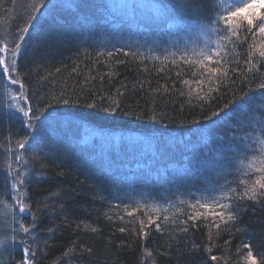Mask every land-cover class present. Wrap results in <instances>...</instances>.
<instances>
[{"label": "trees", "instance_id": "trees-1", "mask_svg": "<svg viewBox=\"0 0 264 264\" xmlns=\"http://www.w3.org/2000/svg\"><path fill=\"white\" fill-rule=\"evenodd\" d=\"M135 1L167 6L186 24L203 25L210 14L209 6L197 13L195 4L188 13L178 0ZM41 3L45 6L34 10ZM114 3L0 0V45L3 32L20 18L37 23L26 37L19 74L27 88V103L46 109L53 119L47 146L33 150L28 145L26 151L32 165L26 183L30 210L21 218L30 225L36 217L39 238L34 264H249V250L257 264H264V197L239 199L264 175L257 168L245 172L243 184L231 193L237 210L234 220L224 223L206 216L190 220V211L180 212L178 222L170 225L163 212L135 201H112L107 190L101 191L107 189L103 188L107 182L98 183V177L88 173L84 158L78 159L66 143L82 126H91L123 137L174 138L178 147L191 145L199 130L216 127L218 123H211L213 112L231 105L228 116L235 120L246 95L264 94V57L259 55L264 35L241 34L242 43L216 37L209 48L213 61H219L213 65L205 60L209 49L204 48L158 55L162 52L154 54L147 43L149 53H145L122 44L119 40L125 37L114 43L113 35L103 29ZM236 3L224 0L225 7ZM108 52L113 55L107 56ZM211 67L220 69L218 91ZM254 131L262 136L261 129ZM0 142L4 146V140ZM181 154L180 149L170 157ZM149 218L154 223L149 224ZM9 252L2 251L4 264L8 259L13 264L20 256L7 257Z\"/></svg>", "mask_w": 264, "mask_h": 264}, {"label": "rangeland", "instance_id": "rangeland-1", "mask_svg": "<svg viewBox=\"0 0 264 264\" xmlns=\"http://www.w3.org/2000/svg\"><path fill=\"white\" fill-rule=\"evenodd\" d=\"M114 5L110 6L111 18L106 20L103 29L108 35H113L114 43L125 37L119 40L122 44L145 53H149L148 46L154 54L162 52L158 55L172 51L188 54L196 49L208 50L218 37L207 33L201 24H186L185 19H178L169 11L167 19L158 16L155 8L159 5L155 2L115 0ZM23 19L3 32V44L11 46L20 29L29 25L33 26L28 34L35 30L37 23ZM109 29L113 32L109 33ZM103 42L107 45L105 40ZM16 79L18 83L12 85L8 77H0V139L4 140L5 146L0 142V217L4 218L0 219V264L7 261L2 257L4 249L10 250L7 257L20 254L12 263L21 264L22 249L26 245L20 242L27 239V245L35 252L39 238L35 227L30 234L34 240L18 231L19 223L29 227H33V223L26 224L21 218L22 213L17 210V201L28 204L26 183L32 176V165L26 151L18 148V141L27 132L17 111L21 106L20 85H24V95L27 88L19 72ZM49 114L43 121L47 129L53 125ZM232 121L237 123L230 121L227 128L218 123L208 130H199L196 141L191 145L181 143L178 147L172 141L171 147L159 150L154 141H148L142 135L123 137L116 133H103L91 126H82L66 143L68 148H73L78 159L84 158L88 173L92 177L97 176L98 183L107 182L103 186L107 189L101 191L107 190L112 201H135L151 210L163 212L166 222L173 225L178 222L180 212L192 211L194 214L199 211L204 213L201 216L211 218L205 210L199 206L193 209L191 204L198 200L211 203L213 197L229 203L224 197L232 196L230 190L237 189L245 172L264 167V160L261 161L264 159V145L259 143L264 136L260 137L258 131H254L264 127V94L246 95L242 110L237 111ZM233 127L236 132L229 130ZM180 149L182 154L179 157H170L172 152ZM16 156L21 159L16 160ZM20 177L26 181L22 185L16 182ZM14 183L15 187L12 186ZM8 261L11 264V260Z\"/></svg>", "mask_w": 264, "mask_h": 264}, {"label": "snow or ice", "instance_id": "snow-or-ice-1", "mask_svg": "<svg viewBox=\"0 0 264 264\" xmlns=\"http://www.w3.org/2000/svg\"><path fill=\"white\" fill-rule=\"evenodd\" d=\"M193 4L196 6L197 13L205 6L210 7V14L204 17L207 23L203 24L202 27L207 33L214 34L225 42L242 43L239 39L241 34H251L253 37H256L257 35H264V0H238V3L235 5L230 4L227 7H225L224 0H211L210 5H208V0H178V6L188 13L193 12ZM44 6L45 5L41 3L40 9L34 10L39 11ZM155 11L158 16L165 19L168 18L167 6H158L155 8ZM197 18L199 19L198 15ZM32 26L33 25H29L20 29L17 39L12 42L11 46L9 44L0 45V77H8L12 85L18 83L16 74L20 71L19 60L22 56L23 44L26 40V35ZM232 38H235V40ZM245 39H247L246 35ZM127 54L128 53H125V55ZM201 54L203 55V53ZM112 55V52L107 53V56L109 57ZM133 55L135 54L133 53ZM216 55H219V53H216ZM259 55L264 57V51H261ZM205 60L209 65L219 63V61H213L210 49L209 54L205 56ZM57 71H59V69H57ZM210 71L213 76H216V90L218 91L220 82L219 77L216 74L220 71V69L211 67ZM223 74L226 76L227 72H224ZM261 87H264V85H261ZM23 88L24 85L21 84L19 96L21 106L17 111L22 117L21 123L27 132L24 138L18 141V148L27 151V146L32 145L33 150L42 149L47 146V128L43 124V121L47 119V110L45 109L44 111H41L40 109L32 108L31 105L27 103L28 98L23 94ZM118 94L122 95V93ZM64 102L69 103L68 100H65ZM115 106L118 108V103H116ZM229 111H231V105H226L224 109L213 112V119L211 120V123H221L225 128H227L228 123L231 120L228 116ZM221 113H223V115H221ZM231 122L237 123L236 121ZM229 130L233 132L237 131L235 127ZM261 134L264 136V127L261 128ZM149 139L155 142L156 148L159 150L161 147H171L174 138L152 137ZM259 143L264 145V139H259ZM20 159L21 158L19 156H16V160ZM249 167H251V165H249ZM256 171L264 173V167L257 168ZM16 182L22 185L26 181L24 178L20 177L16 180ZM12 186L15 187V183ZM230 191L235 192V189H231ZM260 197H264V175L259 176L250 187H247L239 199L247 198L255 200ZM224 199H227L229 203H222L220 200L213 197L211 203H204L198 200L196 203L191 204V207L196 209L197 206H199V208L205 210L208 215H211L213 218L218 217L222 222L227 223L236 218L237 210L231 203L234 197L226 195ZM17 204V210L19 213H24L30 210L29 205L23 201H17ZM202 214L204 213L196 211L188 218L190 220H195ZM129 215H131V213H129ZM225 217H227L226 220ZM165 219H167V217H165ZM35 221L36 217L34 216L33 227L25 226L24 223H19L18 231L23 233L26 238L34 240L35 237L30 234L34 230ZM151 223H154V221L149 218V224ZM216 226L219 227V225ZM156 227L159 229L160 225L157 224ZM123 230L124 229H121V231ZM93 231H95V229H93ZM145 235H147V233H145ZM20 243L26 245L22 249L21 264H34L35 253L32 251L31 246L27 245V239L21 241ZM246 247L248 246L246 245ZM65 255H67V253H65ZM247 258L249 264H257V259L253 256L251 250L247 253ZM212 259L216 260V257L213 256ZM262 260H264V258H262Z\"/></svg>", "mask_w": 264, "mask_h": 264}]
</instances>
